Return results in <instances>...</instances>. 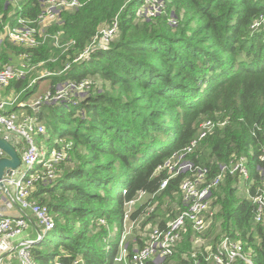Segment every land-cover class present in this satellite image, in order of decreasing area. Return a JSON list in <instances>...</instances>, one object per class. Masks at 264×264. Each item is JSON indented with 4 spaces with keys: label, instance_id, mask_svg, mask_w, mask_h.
I'll list each match as a JSON object with an SVG mask.
<instances>
[{
    "label": "trees",
    "instance_id": "1",
    "mask_svg": "<svg viewBox=\"0 0 264 264\" xmlns=\"http://www.w3.org/2000/svg\"><path fill=\"white\" fill-rule=\"evenodd\" d=\"M78 1L60 9L44 42L29 46L1 32L18 18L35 20L44 0H0V69L27 68L0 92L21 102L41 96L34 116L44 131L32 133L37 144L32 139L43 155L32 170L43 173L42 159L63 152L53 175L41 173L31 188L30 198L54 221L31 246L35 264H120V245L129 259L147 244L150 228L187 208L179 185L196 167L208 183L241 159L246 178L227 171L210 188L206 227L193 232L186 223L170 257L148 264H209L224 237L264 264V210L256 221L251 198L264 184V0ZM115 21L104 46L75 60ZM86 78L93 83L84 91L44 99ZM44 79L47 91L39 90ZM11 112L34 110L14 104ZM206 120L225 123L198 138ZM11 142L19 151L25 145ZM139 193L129 220L149 230L122 240L125 205Z\"/></svg>",
    "mask_w": 264,
    "mask_h": 264
},
{
    "label": "built area",
    "instance_id": "2",
    "mask_svg": "<svg viewBox=\"0 0 264 264\" xmlns=\"http://www.w3.org/2000/svg\"><path fill=\"white\" fill-rule=\"evenodd\" d=\"M44 7L42 13L35 20H26L18 18L15 23H7L3 31L4 36H7L14 42L24 45H36L44 42L47 38V34L44 32L46 27L51 24L52 21L58 18L60 9L71 8L79 5L78 0H44ZM117 23L113 22L110 26H103L99 34L93 39L91 45L86 48L81 54H79L75 60L85 58L89 55L90 50L104 46L108 42V38L112 37L116 30ZM57 41V35L54 36ZM27 72L25 64L18 66L6 65L0 69V88L6 86L11 79L23 76ZM93 83L91 79H84L78 83H69L55 91L53 96L50 92L46 94L44 99L50 98L55 100H61L68 98L73 91H84L89 88ZM18 95H10L0 100V130L3 132L0 134L9 141L19 138L25 142L24 147L20 152L21 166L18 167L21 171L17 177L9 178L3 176V182L5 187L7 184L11 185L14 189V200L8 203L11 206L13 203L20 211V214L13 215L5 213L1 210L0 206V264H2L3 253L8 252L15 246V251L19 264H35L31 257V246L34 244V240L41 239L43 232L51 229L54 226V221L50 215L47 206L40 205L30 198L31 188L33 183L40 177L42 171L32 168L39 163L42 150L36 146L32 139V133H38L44 131V126L37 121L34 116L35 108L40 102L37 100L30 107L33 108V114L17 115L13 112L8 113V108L14 104L18 107L26 106L25 102L17 100ZM225 121L212 122L206 120L202 123L203 131L198 138L204 137L207 131H211L213 126H221ZM15 145V144H14ZM5 155L0 149V156ZM63 157V152L51 151L50 154L42 163L46 170L42 173L45 176L51 177L55 164ZM264 159V153L261 155ZM170 166L169 168H171ZM189 167H191L189 165ZM17 169V170H18ZM198 171L192 178L184 179L180 185V191L183 194V199L188 202L186 209L180 211L177 215L172 217L164 226L155 225L152 227L148 234V242L142 248H139L136 252L130 255L127 259L128 250L120 245V251L115 258V261L120 264H148L150 261H154L156 255L158 257H167L173 253L175 244L181 237L182 231L185 229L186 223L191 227L193 232H201L207 224V214H211L209 190L212 186H215L225 172L234 173L236 171L247 177L248 172L243 164V159L238 160L236 163H230L224 165L216 177H214L208 183H202L205 170L196 167ZM167 180L162 182V187L165 186ZM1 190V189H0ZM2 190L0 196L2 195ZM142 193H139L136 198L126 203L124 208V217H129V207ZM253 203L256 205L255 220L259 221L262 218V212L264 210V184L256 191L251 197ZM2 196L0 197V200ZM19 202V203H18ZM126 207L128 209H126ZM29 209L36 217L37 223L43 226L41 231L42 235L36 236L35 239H22L17 241L16 237L20 236L23 230L29 226L26 225L25 209ZM128 211V212H127ZM2 255V256H1ZM212 258L209 264H232L236 259L242 260L245 264H253L250 255L245 253L242 248V244L239 241H233L228 237H224L215 248V251L208 253L206 259ZM61 264V263H57ZM157 264H171L166 260H160Z\"/></svg>",
    "mask_w": 264,
    "mask_h": 264
},
{
    "label": "rangeland",
    "instance_id": "3",
    "mask_svg": "<svg viewBox=\"0 0 264 264\" xmlns=\"http://www.w3.org/2000/svg\"><path fill=\"white\" fill-rule=\"evenodd\" d=\"M154 7L157 9L158 8V6H156V5H154ZM102 27V26H101ZM40 73L41 74H43V76L44 75H47V73H48V71L47 70H41L40 71ZM39 90H41V89H43L42 91H47L48 89H49V86H48V84L46 83V80L44 79V80H42V81H40V83H39ZM48 92H46L44 95H46ZM10 96V95H9ZM38 94H35V97H33L32 99H30V100H32V102H30L29 100H28V102H25L26 103V105H28V106H31V105H33L37 100L39 101V98L41 97V96H39ZM6 96L5 95H3L2 94V91L0 92V100H2V99H4ZM30 102V103H29ZM1 127V126H0ZM3 132L0 130V134H2ZM32 137H34V141H35V143L37 144V138H36V136H34V135H32ZM20 142H23V141H21L20 140ZM7 187L8 188H6V191H3L2 192V199L0 200V204H1V210L3 211V212H10L11 210H16L17 211V213H15V215H18V214H20V211L16 208V206H15V204L13 203L11 206H8V203H11V200L13 199L14 200V197H15V194H14V189H13V187L11 186V185H9V184H7ZM2 190H0V192H1ZM0 196V197H1ZM139 201H140V199H139V197L131 204V206L129 207V209L126 207V209H128V211H129V217L128 218H126V219H123V225H122V227H123V229H122V232H121V236H122V240L124 239L125 240V238L127 237V236H130V235H132L133 236V233H135V230L137 231V232H140V233H142L143 235L145 234V233H147L148 232V230H149V227L147 226V228H146V226H145V229H140V225H139V223L138 224H135V222L134 221H130L129 220V218H130V213H131V211L135 208V205L136 204H139ZM19 203V202H18ZM127 211V212H128ZM24 212H25V216H24V218H25V220H26V225H27V223H28V225L30 226V222H32V221H35V220H37L36 219V217L32 214V212L29 210V209H25L24 210ZM161 216V215H160ZM32 227V226H31ZM35 227V230L36 231H34V232H36L37 233V236L38 235H40V234H38V232H40L41 233V226L39 225V226H34ZM134 229V230H133ZM152 228H150V230H151ZM150 232V231H149ZM149 232H148V234H149ZM118 235H119V229L118 228H116V229H114L113 231H112V233H111V235H110V237H109V241H112V240H115L117 237H118ZM15 246L16 245H13L12 246V249L14 248V249H16L15 248ZM12 249H10V251L12 250ZM4 264H6L5 262H4ZM14 264H16V263H14Z\"/></svg>",
    "mask_w": 264,
    "mask_h": 264
},
{
    "label": "water",
    "instance_id": "4",
    "mask_svg": "<svg viewBox=\"0 0 264 264\" xmlns=\"http://www.w3.org/2000/svg\"><path fill=\"white\" fill-rule=\"evenodd\" d=\"M0 149L5 155L0 156V189L6 191L5 184L3 182L4 175H10L14 169L21 166L20 154L17 151L15 145L4 136L0 135ZM42 235V233L38 232ZM40 239L34 240V244Z\"/></svg>",
    "mask_w": 264,
    "mask_h": 264
},
{
    "label": "crops",
    "instance_id": "5",
    "mask_svg": "<svg viewBox=\"0 0 264 264\" xmlns=\"http://www.w3.org/2000/svg\"><path fill=\"white\" fill-rule=\"evenodd\" d=\"M17 140L20 142V139L19 138H17ZM17 149V148H16ZM17 151L19 152V154H20V152L21 151H19L18 149H17ZM18 169V168H17ZM14 169L13 171H12V173L10 174V175H6V176H8L9 178H13V177H17V175H18V173L21 171L20 169ZM0 206H1V204H0ZM17 208V207H16ZM6 213H9V214H13V215H15V213H17V211L16 210H11L10 212H6ZM32 226V227H31ZM33 226H35V223H34V221H32V222H30V226H27L24 230H23V232L21 233V235L20 236H18V237H16V238H14V239H16L17 241H19V240H22V239H28V238H30V239H35L36 238V236H37V233L36 232H34V230H35V227H33ZM34 229V230H33ZM36 231V230H35ZM16 251H15V249L13 248L11 251L9 250L8 252H6V253H3L2 255H3V259H5V260H3L2 259V264H4V262L6 263V264H14V263H16V264H19V262H18V259H17V255H16V253H15ZM1 255V256H2ZM15 256H16V258H15ZM6 260L8 261V263L6 262Z\"/></svg>",
    "mask_w": 264,
    "mask_h": 264
}]
</instances>
